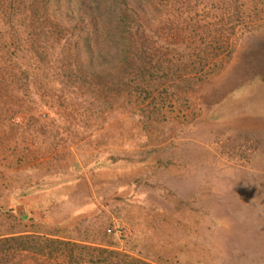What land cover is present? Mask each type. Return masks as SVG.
Segmentation results:
<instances>
[{
	"label": "rangeland",
	"instance_id": "374dc122",
	"mask_svg": "<svg viewBox=\"0 0 264 264\" xmlns=\"http://www.w3.org/2000/svg\"><path fill=\"white\" fill-rule=\"evenodd\" d=\"M0 264H264V0H0Z\"/></svg>",
	"mask_w": 264,
	"mask_h": 264
},
{
	"label": "trees",
	"instance_id": "16d2710c",
	"mask_svg": "<svg viewBox=\"0 0 264 264\" xmlns=\"http://www.w3.org/2000/svg\"><path fill=\"white\" fill-rule=\"evenodd\" d=\"M11 239H15V237H11Z\"/></svg>",
	"mask_w": 264,
	"mask_h": 264
}]
</instances>
